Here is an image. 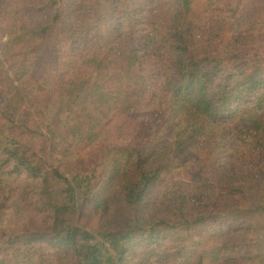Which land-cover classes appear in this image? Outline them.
<instances>
[{"label": "trees", "instance_id": "1", "mask_svg": "<svg viewBox=\"0 0 264 264\" xmlns=\"http://www.w3.org/2000/svg\"><path fill=\"white\" fill-rule=\"evenodd\" d=\"M12 1L0 24L15 17L25 23L6 43L11 59L3 74L53 73L40 64L59 58L57 19L66 3ZM207 2L210 32L199 44L193 0H166L165 24H152L143 48L131 31H118L122 25L100 37L95 26L111 14L92 4L89 41L96 48L83 57L94 60L99 74L84 80L79 70L63 82L69 96L63 126L91 151L67 176L30 158V152L40 157L35 145L0 137V200L20 210L19 180L29 186L38 179L36 202L52 218L41 228L24 215L2 234L0 264H202L207 256L216 264H264V4ZM210 35L222 43L212 46ZM5 84L14 88L0 80V97ZM93 93L99 115L107 110L120 122L116 141H97L113 122L93 127L75 111ZM180 167L188 171L189 181L179 184L186 193L154 209L153 185Z\"/></svg>", "mask_w": 264, "mask_h": 264}, {"label": "rangeland", "instance_id": "2", "mask_svg": "<svg viewBox=\"0 0 264 264\" xmlns=\"http://www.w3.org/2000/svg\"><path fill=\"white\" fill-rule=\"evenodd\" d=\"M36 0H31L30 3ZM62 0L59 1V3ZM66 3V8L62 10L60 17L57 19L58 24V46L57 49L60 52L59 58L56 61L43 62L40 64L41 69L52 68L53 73L43 70L33 71V73H27L18 76L19 74H10L11 77H7L3 74L4 70L9 69L11 59L9 55L4 53L6 43L10 38H14L17 34V28L19 25H23L22 17H15L11 20L3 18V22L0 24V80L8 78L12 82L14 88H8V84H5L1 88H8L4 91L3 96L0 97V137H6L12 135L13 138L17 137L19 142L25 143V147H36L35 150L40 149V157L36 155L28 156L32 157L38 162H48L51 166H57V168L67 176H71V171L74 167L80 168V155L84 157L91 150L90 148L81 149L79 146L81 141L78 134L74 133L72 128L63 126L64 120L68 113V106L65 102H68L69 96L64 97L66 94L65 89L67 87L63 84L64 81L74 78L76 72L79 70L85 75V79H90L99 74L94 66V60H89V55L96 48L93 46V40L91 39L90 26L95 20L88 14H91L92 4H97L95 9L100 8L106 10L111 14L110 18L99 21L96 24L97 33L100 37L107 34V27H122L118 31L124 33L131 31L133 38H135L136 45L141 48L145 47V34L151 32V26L154 22L165 24L161 17L160 6L164 9L167 8L168 3L166 0L158 2L159 0H63ZM255 1L260 4H264V0H245V3L253 4ZM26 1L21 2L25 6ZM114 4L111 5V4ZM165 3V4H164ZM209 2L207 0H193L192 11L195 18H197L198 26L195 32L194 44H199L200 41L207 37L210 32V23L208 21V15L210 11L207 8ZM0 12L8 13L13 8L12 0H0ZM206 8V9H205ZM129 13V15H126ZM168 16L167 14H164ZM158 16V17H156ZM166 18V17H165ZM15 19H18L15 21ZM41 22V17L38 18ZM25 23V22H24ZM111 30H114L110 28ZM209 43L212 46L220 45L222 40L216 39L215 35H210ZM116 43V42H115ZM117 44V43H116ZM97 46L98 44H94ZM18 46H21L18 44ZM104 51V50H101ZM17 53V58L14 61V65H19L20 54ZM84 54H88L84 58ZM153 65L152 63H150ZM56 69H60V72L54 74ZM19 77V79H18ZM58 80V81H57ZM10 86V84H9ZM156 89H160V86ZM8 99L4 102V98ZM97 94H89L80 100L78 105H75V111H80L84 114V117L79 119L83 121L90 119V125L93 127L99 126L101 128L104 122H113L116 127L108 128L103 131L104 136L97 138V141L102 143L106 138L107 144L111 141H116L115 137L120 132L121 125L117 116L113 113H109L107 110H103L104 118L97 112L98 105L96 103ZM63 99V100H62ZM51 100V103H50ZM6 104L3 106V104ZM145 102L142 104L144 105ZM70 108V107H69ZM72 108V106H71ZM103 108V107H102ZM141 113H143L140 110ZM144 116V115H140ZM4 124V125H3ZM72 129V130H71ZM139 130L137 135H140ZM83 133V130H82ZM135 137V136H132ZM66 142V143H65ZM65 143V144H64ZM70 143L73 144V148H68ZM96 143V141H95ZM68 148V149H66ZM66 153H64V150ZM77 152V154H76ZM3 156L0 154V159ZM85 166H83L84 168ZM188 171L178 168L172 173H165L163 179L153 185L151 189L150 197L154 195V198L150 202H153L154 209L161 210L165 207L164 202L169 200L170 196L174 193H186L185 188L180 187V182L189 181L187 179ZM11 180L10 182H12ZM35 181V180H34ZM15 183V182H14ZM30 183V182H29ZM28 183V184H29ZM39 180L36 179L29 186L21 179L18 184L20 185L18 192L22 197V207L20 210H16L11 201L7 202L0 200V236L2 234H8L9 229L14 228L21 224L24 215H31V217L37 222V225L41 228L47 227L52 218L50 216V210L42 204V202H36L38 198V186ZM18 186V185H17ZM25 187V188H24ZM171 192V193H170ZM170 193V195H169ZM19 197V198H20ZM18 198V199H19ZM22 209V210H21ZM164 210V209H163ZM0 246L2 244L0 243ZM38 246H51L50 244L43 243ZM4 257V252H0V258ZM216 260L211 257H205L202 264H216ZM245 264H260L257 262H246Z\"/></svg>", "mask_w": 264, "mask_h": 264}]
</instances>
